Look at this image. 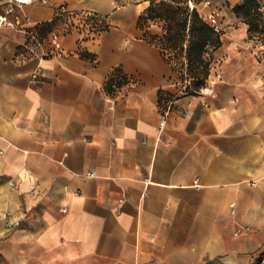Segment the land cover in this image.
Returning a JSON list of instances; mask_svg holds the SVG:
<instances>
[{
    "label": "crops",
    "instance_id": "obj_1",
    "mask_svg": "<svg viewBox=\"0 0 264 264\" xmlns=\"http://www.w3.org/2000/svg\"><path fill=\"white\" fill-rule=\"evenodd\" d=\"M241 1L197 6L221 40L210 95L177 94L137 25L143 0L18 11L40 40L62 31L60 5L96 13L94 36L38 44L0 29V264H251L264 252V44L233 13ZM115 69L125 82L108 90Z\"/></svg>",
    "mask_w": 264,
    "mask_h": 264
},
{
    "label": "trees",
    "instance_id": "obj_2",
    "mask_svg": "<svg viewBox=\"0 0 264 264\" xmlns=\"http://www.w3.org/2000/svg\"><path fill=\"white\" fill-rule=\"evenodd\" d=\"M143 1L148 2V6L138 17V27L146 28L149 22L161 23V34L148 35L149 42L159 48L164 59L166 51L169 54L174 52L184 55L187 74L193 79L194 91L189 95L197 94L205 86L209 76V61L205 59V55L209 50L216 51L221 46L220 34L197 11L198 4L203 0ZM261 9V0H242L232 11L248 26L249 37H258L264 44V15ZM52 26L51 23L41 24L37 28L39 36L45 37ZM123 82L125 77L121 70L115 69L107 89L111 90L113 85L120 86ZM263 259L264 252L251 264H264Z\"/></svg>",
    "mask_w": 264,
    "mask_h": 264
},
{
    "label": "built area",
    "instance_id": "obj_3",
    "mask_svg": "<svg viewBox=\"0 0 264 264\" xmlns=\"http://www.w3.org/2000/svg\"><path fill=\"white\" fill-rule=\"evenodd\" d=\"M45 1L46 0H0V8L3 9V12L0 14V29L21 30L27 33L31 39L35 40L38 44H54L65 33L75 31L85 36H94L102 31L105 26L104 18L99 14L92 12L76 13L69 10L66 5H60L55 9L54 20L62 22L64 25L62 31L55 30L47 39L40 40L33 31L35 24H33L30 19L22 18L18 11L24 6L33 3H45ZM205 4H208V2H205ZM189 6H192V4L189 3ZM214 30L219 33L217 28H214ZM36 78L37 74H34L32 79L35 80ZM205 94L210 95V91L205 89ZM21 220L22 216H19L17 220L8 225V227L13 228L18 226Z\"/></svg>",
    "mask_w": 264,
    "mask_h": 264
},
{
    "label": "rangeland",
    "instance_id": "obj_4",
    "mask_svg": "<svg viewBox=\"0 0 264 264\" xmlns=\"http://www.w3.org/2000/svg\"><path fill=\"white\" fill-rule=\"evenodd\" d=\"M148 28L152 30L153 35L161 34V23L159 22H149ZM165 54H166V58L164 60L173 73V78L177 86V94L189 95L193 93L194 91L193 79L189 77V75L187 74L184 55L174 52L172 54H169L167 51L165 52ZM205 59L209 61V74H210L211 69L219 64V59L217 58L215 51L212 50H209L207 52V54L205 55ZM208 81H209V76L206 80L205 86L202 89H199L198 93L201 92V90L205 89ZM263 263H264V259H263Z\"/></svg>",
    "mask_w": 264,
    "mask_h": 264
}]
</instances>
